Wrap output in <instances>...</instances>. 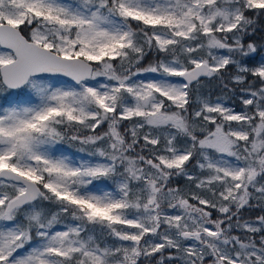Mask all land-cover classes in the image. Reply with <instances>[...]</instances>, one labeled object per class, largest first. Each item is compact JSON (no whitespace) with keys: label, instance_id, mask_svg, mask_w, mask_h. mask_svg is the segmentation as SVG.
<instances>
[{"label":"snow or ice","instance_id":"6c2138e0","mask_svg":"<svg viewBox=\"0 0 264 264\" xmlns=\"http://www.w3.org/2000/svg\"><path fill=\"white\" fill-rule=\"evenodd\" d=\"M256 17L264 0H0V264H264V216L240 215L264 206ZM230 65L242 111L190 102Z\"/></svg>","mask_w":264,"mask_h":264},{"label":"trees","instance_id":"16d2710c","mask_svg":"<svg viewBox=\"0 0 264 264\" xmlns=\"http://www.w3.org/2000/svg\"><path fill=\"white\" fill-rule=\"evenodd\" d=\"M247 15H252V10H249ZM257 19V26L255 31L250 30V34L245 36V42H251L255 43L257 45V52L255 53L257 56L264 55V19L258 18ZM156 55L153 52H149L146 56L145 60L142 61V63L147 66L149 63L155 62ZM161 56L163 54H160ZM236 74V68L233 65H230L226 70H224V75L222 79H218L217 77L212 78H202V85L197 86L196 90H194L193 93H191L192 101H195L198 98H226L229 101H233L238 103L240 101L239 97H241L243 94L240 91V88L242 86L235 85L231 82V77ZM246 83H249L252 85L253 88H257L260 86V82L258 79L249 76ZM227 84V88L224 87V85ZM232 91H229V90ZM241 103V102H240ZM238 104V108L243 107L244 105ZM189 111H193L192 108L189 109ZM126 124L128 122H125ZM105 126L102 125L101 128H104ZM101 129H97V132H99ZM163 143V139L161 141ZM66 149H68L70 152L73 153H84L87 154L88 151H90V146L85 145L84 151L81 152L80 148L81 146L76 143H72L70 145L66 144L64 145ZM191 171H196V169H190ZM174 186H178L180 188H185L189 182L186 181L182 177H177L173 181ZM214 217L218 215L217 213H213ZM240 215L243 220L248 221H254L257 220L258 217L264 216V206H258L257 201L253 200L251 201V206H246L244 209H241ZM234 235H240L243 238V233L241 230H234ZM264 233H256L254 234L255 239L257 242L259 241L260 236ZM253 235V234H249ZM109 238L105 237V240H108ZM159 255V254H158Z\"/></svg>","mask_w":264,"mask_h":264},{"label":"rangeland","instance_id":"374dc122","mask_svg":"<svg viewBox=\"0 0 264 264\" xmlns=\"http://www.w3.org/2000/svg\"><path fill=\"white\" fill-rule=\"evenodd\" d=\"M261 61H264V55L262 56H257L255 53L254 54H251L249 57L247 58H244V60H242V63H245L247 64V66L249 67H255V66H258L260 64ZM98 79H101L103 80V78H98ZM178 79V78H177ZM60 80H65V79H61ZM14 91H19V90H14ZM242 98H247L245 94H243L241 97H239L240 101L238 103L236 102H233V101H229L227 100L226 98H219L223 103H225L226 106H229V107H232L235 109V111L237 112H240L244 109L245 106L241 107V108H238V104L241 102ZM210 99L212 102H217V99L218 98H208ZM242 104V102L240 103ZM243 105V104H242ZM179 146V145H178ZM87 154H84V153H79L77 154V158H80V157H84L86 156ZM171 211V210H170ZM257 220H254L253 222H255ZM58 228H60L61 230L63 229V223L61 225H58L57 226ZM237 235V234H236ZM108 243H111L112 241L110 239L106 240ZM190 243V242H189ZM158 256V254H157Z\"/></svg>","mask_w":264,"mask_h":264},{"label":"water","instance_id":"95a60500","mask_svg":"<svg viewBox=\"0 0 264 264\" xmlns=\"http://www.w3.org/2000/svg\"><path fill=\"white\" fill-rule=\"evenodd\" d=\"M62 79H66V80H68L69 78H65V77H61Z\"/></svg>","mask_w":264,"mask_h":264}]
</instances>
